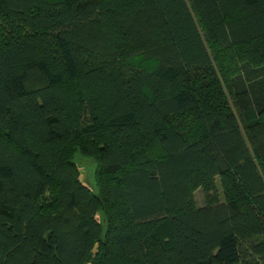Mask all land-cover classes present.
Instances as JSON below:
<instances>
[{
    "label": "trees",
    "instance_id": "16d2710c",
    "mask_svg": "<svg viewBox=\"0 0 264 264\" xmlns=\"http://www.w3.org/2000/svg\"><path fill=\"white\" fill-rule=\"evenodd\" d=\"M0 264H264V0H0Z\"/></svg>",
    "mask_w": 264,
    "mask_h": 264
},
{
    "label": "rangeland",
    "instance_id": "374dc122",
    "mask_svg": "<svg viewBox=\"0 0 264 264\" xmlns=\"http://www.w3.org/2000/svg\"><path fill=\"white\" fill-rule=\"evenodd\" d=\"M74 162H76V165H78V168H79V173H80V177L85 180V182L89 183V184H92L93 182V177H92V168H93V165H91V161L82 156V154L80 155V153H74ZM197 195V198L199 199L200 197V200H199V203L200 201L202 200V195H201V191L200 190H197V192L195 193Z\"/></svg>",
    "mask_w": 264,
    "mask_h": 264
}]
</instances>
